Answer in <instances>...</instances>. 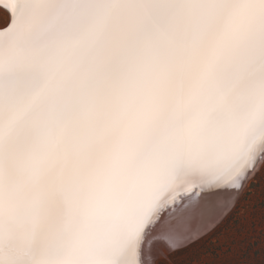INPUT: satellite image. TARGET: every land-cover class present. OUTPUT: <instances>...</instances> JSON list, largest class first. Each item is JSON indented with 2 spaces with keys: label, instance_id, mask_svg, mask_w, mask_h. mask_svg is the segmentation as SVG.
<instances>
[{
  "label": "snow or ice",
  "instance_id": "1",
  "mask_svg": "<svg viewBox=\"0 0 264 264\" xmlns=\"http://www.w3.org/2000/svg\"><path fill=\"white\" fill-rule=\"evenodd\" d=\"M0 264H264V0H0Z\"/></svg>",
  "mask_w": 264,
  "mask_h": 264
},
{
  "label": "rangeland",
  "instance_id": "2",
  "mask_svg": "<svg viewBox=\"0 0 264 264\" xmlns=\"http://www.w3.org/2000/svg\"><path fill=\"white\" fill-rule=\"evenodd\" d=\"M260 190L259 182H257L254 191L251 193L252 195L258 194ZM226 241V233L221 232L216 234L213 237H209L205 240H203L200 244H198L195 248H191L183 253H181L180 257L178 259L183 261H189L194 260L196 258L200 259H213V253H215L216 256L221 255V253L217 250L218 246L222 243H225Z\"/></svg>",
  "mask_w": 264,
  "mask_h": 264
}]
</instances>
